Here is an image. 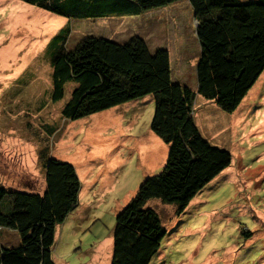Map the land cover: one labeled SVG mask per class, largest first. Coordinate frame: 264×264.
<instances>
[{
	"label": "rangeland",
	"instance_id": "374dc122",
	"mask_svg": "<svg viewBox=\"0 0 264 264\" xmlns=\"http://www.w3.org/2000/svg\"><path fill=\"white\" fill-rule=\"evenodd\" d=\"M69 25L65 49L86 35L126 42L139 35L152 52H171L173 78L197 90L201 45L190 0H176L142 14L71 18L24 0H0V180L42 190L44 156L73 164L80 180L78 207L56 227L55 264H112L117 214L141 183L165 166L169 144L152 128L149 93L78 118L62 108L75 83L52 100L50 38ZM195 122L204 139L230 154L229 163L205 174V185L184 210L152 197L167 233L150 264H264V70L233 111L196 93ZM251 232L247 235L245 232ZM20 243L14 229H0V244Z\"/></svg>",
	"mask_w": 264,
	"mask_h": 264
},
{
	"label": "trees",
	"instance_id": "16d2710c",
	"mask_svg": "<svg viewBox=\"0 0 264 264\" xmlns=\"http://www.w3.org/2000/svg\"><path fill=\"white\" fill-rule=\"evenodd\" d=\"M73 18L142 14L176 0H24ZM201 45L197 90L175 81L171 52L151 51L136 35L119 42L86 35L65 49L69 25L49 40L57 46L51 59L52 100L63 96L72 80L66 118H78L122 102L154 95L153 130L169 144L164 168L141 183L117 214L112 264H150L167 233L152 197L176 203L182 211L205 185L207 172L229 163L230 154L204 139L194 116L196 93L233 111L264 70V0H190ZM44 168L42 190L9 187L0 180V229H14L20 243L0 244V264H55V229L78 204L80 180L73 164L37 153ZM195 161L201 174L195 170ZM245 232L250 235L251 232Z\"/></svg>",
	"mask_w": 264,
	"mask_h": 264
},
{
	"label": "crops",
	"instance_id": "0c3cea01",
	"mask_svg": "<svg viewBox=\"0 0 264 264\" xmlns=\"http://www.w3.org/2000/svg\"><path fill=\"white\" fill-rule=\"evenodd\" d=\"M171 54V53H170ZM172 70H173V68H172ZM76 207H78V204H77V206ZM75 207V208H76ZM74 208V209H75ZM62 223V222H61ZM57 227V226H56ZM55 234H56V229H55ZM55 240V239H54ZM113 244H114V237H113V239L112 240H110V242H109V249L110 250H112V248H113Z\"/></svg>",
	"mask_w": 264,
	"mask_h": 264
},
{
	"label": "clouds",
	"instance_id": "9594fccd",
	"mask_svg": "<svg viewBox=\"0 0 264 264\" xmlns=\"http://www.w3.org/2000/svg\"><path fill=\"white\" fill-rule=\"evenodd\" d=\"M10 229V228H9Z\"/></svg>",
	"mask_w": 264,
	"mask_h": 264
}]
</instances>
